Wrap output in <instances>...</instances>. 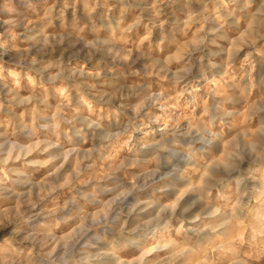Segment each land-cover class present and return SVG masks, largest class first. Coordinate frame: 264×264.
Listing matches in <instances>:
<instances>
[{
    "label": "rangeland",
    "instance_id": "374dc122",
    "mask_svg": "<svg viewBox=\"0 0 264 264\" xmlns=\"http://www.w3.org/2000/svg\"><path fill=\"white\" fill-rule=\"evenodd\" d=\"M0 264H264V0H0Z\"/></svg>",
    "mask_w": 264,
    "mask_h": 264
}]
</instances>
